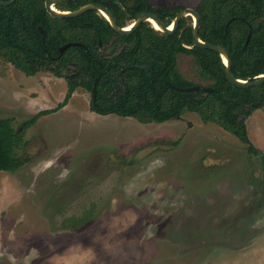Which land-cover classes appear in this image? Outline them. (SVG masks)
I'll return each mask as SVG.
<instances>
[{
  "label": "rangeland",
  "instance_id": "1",
  "mask_svg": "<svg viewBox=\"0 0 264 264\" xmlns=\"http://www.w3.org/2000/svg\"><path fill=\"white\" fill-rule=\"evenodd\" d=\"M213 1L148 3L207 14ZM132 17L124 6L125 25ZM179 69L210 83L191 55H179ZM67 90L64 78L28 76L0 56V118L27 142V163L0 171V264H264L262 155L193 112L151 123L98 114L82 88L22 128ZM246 123L264 153V107Z\"/></svg>",
  "mask_w": 264,
  "mask_h": 264
},
{
  "label": "trees",
  "instance_id": "2",
  "mask_svg": "<svg viewBox=\"0 0 264 264\" xmlns=\"http://www.w3.org/2000/svg\"><path fill=\"white\" fill-rule=\"evenodd\" d=\"M89 2L107 5L121 27L126 26L121 18L124 6L134 19L139 12H157L148 0H133L132 4L123 1L124 5L117 0H67L56 7L75 10ZM181 9L161 7L157 14L169 25ZM199 14L200 38L228 50L235 78L250 80L264 74V0H214L210 12ZM193 30L184 17L170 35L156 33L149 22L131 34H120L98 10L56 18L46 10L45 0L0 5V56L28 76L49 71L64 78L68 86L62 102L40 110L23 122L22 128L28 129L42 116L57 112L82 88L91 93L90 109L98 114L151 123L180 120L193 112L203 122L215 123L235 135L250 154L264 157L251 141L246 123L264 107V83L240 86L230 82L223 57L196 45ZM70 42L81 45L61 52L60 48ZM181 54L193 57L199 75L210 80L200 85L212 87V91L184 90L197 83L180 71ZM26 145L14 119L0 118V171L14 172L26 164L27 159L18 152Z\"/></svg>",
  "mask_w": 264,
  "mask_h": 264
},
{
  "label": "water",
  "instance_id": "3",
  "mask_svg": "<svg viewBox=\"0 0 264 264\" xmlns=\"http://www.w3.org/2000/svg\"><path fill=\"white\" fill-rule=\"evenodd\" d=\"M15 1L16 0H9V1L0 0V5H9V4L14 3ZM63 1H67V0H45L46 10L50 13L52 17H56V18L75 17L89 10H98L102 15L104 14L103 16L110 22V24L115 29V31L120 34H131L136 29H138L144 22H149V19L152 18L161 28V29H156L151 25L156 33L161 34V35H170L176 32L181 20L184 17H186L188 14H192L195 17V24H194V30H193V39H194L195 44L205 47V48L213 49L220 53V55L223 57L224 62L226 64L225 73L230 82L236 85H240V86H258L264 83V74L259 75L255 77L254 79H250V80H243V79L234 77L232 73V60L230 58V54L228 50L222 45L205 42L200 38L199 29H200V24H201V17H200L199 12L196 9H193L190 7L181 9L177 13L175 19L172 22L173 23L172 28H170L172 23L170 25H166L161 20V18H159V16L152 11H143V12L137 13L135 21L131 22L130 24L124 27H121L118 24L117 18L114 16L111 10L107 7V5L103 3L89 2L75 10H59L58 8H56V4L63 2ZM159 10L160 8H158L157 11ZM42 33H44L43 30H42ZM249 38H250V35L247 41L249 40ZM72 45H81V43H78V42L67 43L60 48V51L63 52L65 49H67L68 47ZM184 90H192V91L203 90L204 92H210L213 90V88L208 87L206 85L196 84L194 86L185 88ZM94 96L95 95H93V97Z\"/></svg>",
  "mask_w": 264,
  "mask_h": 264
},
{
  "label": "bare ground",
  "instance_id": "4",
  "mask_svg": "<svg viewBox=\"0 0 264 264\" xmlns=\"http://www.w3.org/2000/svg\"><path fill=\"white\" fill-rule=\"evenodd\" d=\"M103 15H104V14H103ZM149 22H150V24H151L154 28H156V29H161L160 26L155 22L154 19L150 18V19H149ZM129 24H130V23H129ZM172 25H173V23L171 24L170 28H172Z\"/></svg>",
  "mask_w": 264,
  "mask_h": 264
},
{
  "label": "flooded vegetation",
  "instance_id": "5",
  "mask_svg": "<svg viewBox=\"0 0 264 264\" xmlns=\"http://www.w3.org/2000/svg\"><path fill=\"white\" fill-rule=\"evenodd\" d=\"M108 2H110V0H108ZM56 5H57V4H56ZM158 8H160V10H161V7H157L156 10H158ZM185 8H186V7H185ZM182 9H183V8H182ZM160 10H159V11H160ZM196 10H197V9H196ZM159 11H157V12H159ZM197 11H198V10H197ZM152 12H153V11H152ZM157 12H154V13L157 14ZM157 15H158V14H157ZM159 18H160V17H159ZM161 20H162V19H161ZM162 21H163V20H162ZM163 22H164V21H163ZM172 22H173V20H172ZM172 22H171V23H172ZM149 23H150V22H149ZM164 23H165V22H164ZM171 23H170V24H171ZM170 24H169V25H170Z\"/></svg>",
  "mask_w": 264,
  "mask_h": 264
},
{
  "label": "crops",
  "instance_id": "6",
  "mask_svg": "<svg viewBox=\"0 0 264 264\" xmlns=\"http://www.w3.org/2000/svg\"><path fill=\"white\" fill-rule=\"evenodd\" d=\"M73 98H74V97L72 96L71 99L73 100ZM71 99H70V101H71ZM70 101H69V103H70ZM69 103H68L66 106H68ZM66 106H65V107H66ZM44 108H47V107H44ZM49 109H50V108H49ZM62 109H63V108H62ZM180 120H181V119H180Z\"/></svg>",
  "mask_w": 264,
  "mask_h": 264
}]
</instances>
